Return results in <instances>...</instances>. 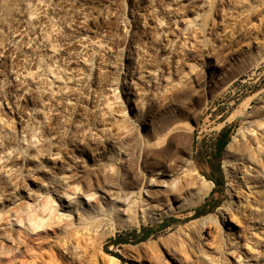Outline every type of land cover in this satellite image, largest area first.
<instances>
[{
    "label": "bare ground",
    "instance_id": "6f19581e",
    "mask_svg": "<svg viewBox=\"0 0 264 264\" xmlns=\"http://www.w3.org/2000/svg\"><path fill=\"white\" fill-rule=\"evenodd\" d=\"M206 1L146 0L144 5L141 2L143 11L132 9L128 13L122 0H0V104L6 101L1 87L7 80L20 92L18 96H27L32 112H41L44 106L53 110V125L59 137L66 139L68 132L84 135L95 131L93 139L88 134L82 138L81 134V141L73 140L68 151L62 150L58 142L53 143L57 150L46 155L37 147L49 138L37 131L49 118L44 114L35 124L37 128L31 129L30 138L22 140V153L33 159V167L44 165V159L48 161V166L38 167L47 168L49 177L36 186L48 182L50 189L40 188L46 197L39 207H26L25 220L17 218L16 223H27L28 227L24 224L23 228L38 237L36 241L28 242L20 229H0V243H5L0 245V264H117L119 260L106 252L102 254L108 262L98 255V263V258L92 256L100 251L108 235L176 217L210 194L214 184L198 173L190 157L179 164L173 153V135L180 129L178 123L189 110L195 89L223 75L228 63L223 56L237 51L231 48L215 52L202 46L204 31L209 29L200 14ZM220 7L215 9L218 21L210 23L211 27H219L214 31L216 35L226 33L230 21L224 7ZM258 22L263 26L262 19ZM240 34L247 38L246 45L251 44L250 40L255 44L254 51L260 57L264 38L258 41L257 35L247 30ZM237 56L233 54L230 59L244 57ZM203 57L206 74L200 77L202 74L196 71ZM6 71L8 76L2 77ZM256 104L259 106L254 114H248L250 118L225 148L224 164L230 181L227 201L216 215L195 219L158 241L118 249L126 261L264 264V99ZM7 109L12 114L11 107ZM23 115H16L17 125L20 136L26 137L23 133L29 118ZM2 120L6 119L0 117V180L13 188L17 177L13 181L12 175L23 164L20 155L12 157L13 136ZM139 126L144 134L136 137L132 133ZM15 136H19L16 130ZM25 170L31 175L30 168ZM57 190L59 200L61 195L68 203V211L60 210L57 200L48 194ZM41 194H36L35 201ZM11 214L16 212L12 210ZM43 237H50L54 244L47 252L32 254L35 251L31 245Z\"/></svg>",
    "mask_w": 264,
    "mask_h": 264
},
{
    "label": "rangeland",
    "instance_id": "374dc122",
    "mask_svg": "<svg viewBox=\"0 0 264 264\" xmlns=\"http://www.w3.org/2000/svg\"><path fill=\"white\" fill-rule=\"evenodd\" d=\"M104 1L105 0H102L103 3H104ZM109 1H111V0H109ZM145 1L146 0H138V1L137 0L136 1L135 0H126V1L122 0V4L124 5L126 12L129 13L132 9H136L138 11H141V10L143 11L144 10L143 5H144ZM212 1L213 0H207L205 3H206V6L209 5V8H208V6L207 7L205 6L204 8H202L204 11L203 10L200 11V14L202 15L201 18L203 19V17H205L203 20L202 19L201 20L203 22L207 21L208 23H207L206 28L207 27L209 28L208 31H207V29H205V31H204V38L202 40V46L203 47L205 46L204 47V49L206 48L205 50L212 51V49H213V51H215V52H218V51L221 52L222 50H225V49L227 50V49H231V48L233 50H237V51H235L234 53H232V52L229 53L227 55L229 57H227L226 54L223 56L225 59L227 58L226 63L228 62L227 65L225 64V67L223 68V75L221 73V74H218L217 76L213 77L210 80V83H208L209 86L208 85L207 86L206 85L201 86L198 88L199 91H198V89H195L197 91L195 93V97L193 98L194 101L192 100L189 103V105H188L189 110L185 111V113L183 114V116L181 117V119L179 121L181 123H178L180 125V129L173 135L175 137L173 153H176L175 155L177 157L179 164H182L183 162L186 161V159L188 160L190 157L194 168L198 171V173L201 176H203L208 181L212 182L214 184V187L212 188L210 194L204 199V201L202 200V202H200L198 205H196L192 208H190V207L186 208L183 212L179 213V215H177L176 217L174 216V217L165 218L161 223H156V224L148 223L146 225H141L138 228L126 229V230H122V231L117 230V231L113 232L112 235H110V236L108 235L107 239H105L103 241V244H102L100 251L92 254L93 257L95 256L98 258V259H96L94 257L98 261V263L100 261L99 257H104V255L102 253L106 252V254H108V255H110L109 253L116 254L122 258V261H119L117 264H133V263L126 261V259L122 256V254L120 252H118L117 250L118 249L121 250L122 248H125V247H127L128 249H132L133 247L140 245L141 243L158 241V239H161L162 237L165 238V237L169 236L170 234L174 233L175 231H177L179 228L189 224L191 221H193L195 219H198L200 217L207 216V215H216L217 209L227 201V194L226 193H227L228 184L230 181V178L227 174L226 167L224 164V161H225L224 152H225V148L227 145L223 149L220 157L217 158L216 157V144L220 139V133L223 129H225L226 133L228 134L229 141H230V139L234 135V133L241 126L244 125L245 119L250 118V117H247L248 114L250 116H252L254 114L255 110L259 106L256 104V103H258V100L260 98L264 99V53L261 52V50L264 49L263 48L264 46H262V49L259 51V53L262 54L259 57L256 55V51H254L255 44H253V42L250 40L249 43H251V44L248 45V43H247V45H246L247 38L246 37L242 38L241 34H240L244 30H247L250 33H252L253 35H257L258 41L262 40L264 38V28H263L264 24H263V26H260L258 24L259 19L260 20L262 19L264 21V19H263L264 18V6H263L264 1L263 0H222V1L221 0H214L213 2ZM218 1H219V3H218ZM131 2H132V4H131ZM133 2H135V3H133ZM141 2L143 3V5H141ZM160 2H162V0L161 1L159 0V3ZM207 2H209V3H207ZM217 3L220 4V6H222V7H220ZM221 3H223V4H221ZM262 3H263V5H262ZM141 6H142V8H141ZM217 7L218 8L224 7L223 9H225L227 12V17H228L227 21L230 20V21H228L229 23L227 22L226 33H222L220 35H219V33H218V35H216V33L214 32V31L219 30V27L217 25L214 26L215 28L210 26L211 22L216 23L218 21L217 20L218 17L216 19V10H215V9H217ZM205 9L207 11H205ZM231 12H232V14H231ZM245 14L246 15L249 14V15L245 16L246 17L245 18L244 17ZM250 14H251V16H250ZM236 15H237V17H235ZM207 16H208V18H207ZM249 16H250V18H249ZM212 18H214V19H212ZM230 18H232V19H230ZM233 18H234V20H233ZM238 18H240V19H238ZM248 18H249V20H247ZM241 19L244 20L245 22L242 21ZM238 20L240 22H238ZM234 23L236 25H234ZM244 23H246V24L244 25ZM247 24H249V25H247ZM229 26L231 29L229 28ZM233 26H235V27H233ZM247 26H248V28H246ZM228 29H229V31H228ZM235 29H237V30L233 31ZM210 30H211V32H210ZM240 30H241V32H239ZM209 32H210V34H209ZM229 32L233 34V35L231 34V36H230L231 39L233 38L232 41H230L231 39L229 37V35H230ZM211 33H212V35H211ZM237 35H239V36H237ZM227 36L229 38H227ZM207 37H209L210 39L209 38L206 39ZM227 39L229 40V42L227 41ZM208 41H210L211 43ZM205 42H206V44H204ZM263 42H264V39H263ZM262 44H264V43H262ZM251 50H252V52H251ZM151 51H153L155 53L154 50H151ZM233 54L236 56L238 54L240 55L237 57H242V55L244 57L241 58L242 60L240 58H238L239 61L237 60L238 61L237 62L236 60L230 59V58H233ZM258 55H260V54H258ZM240 60H241V62H240ZM205 62H206V60L203 57L202 60L198 61V64H200V66L198 68L200 70L196 68L198 70V71H196V69H195L197 75H199L198 73H200V75L202 74V76L199 75L200 77H203V75L205 76V74H206V69L202 65ZM224 73H225V75H224ZM1 76L7 77L8 76L7 71L2 72ZM42 77L45 78L44 76H42ZM42 77H40V81L44 82L45 80H42ZM52 80H53V78L50 79V81H52ZM3 81L5 82V80H3ZM187 82H189V81H187ZM47 83H49V82H47ZM12 85H14V84H12V82H10V84H9V81L6 80L5 84L2 85V87H1L2 92H4V94H5V97H6L5 100L6 101L3 102V100H2V102L0 104V117H3L4 119H6V120H2L4 124L6 123V125H4L5 129L10 130L12 133L11 136H13V137H11V138H13V140H11L10 146H13L12 148L15 149L16 148L15 146L17 145V150L20 149L19 151L13 149L11 151L13 153L12 157H16V156L20 155L21 157H19V159L21 160V163L23 165L21 164L22 165V168L20 167L21 170L18 168L17 173L12 175V177L15 176L13 179L10 176V178L13 181L17 177L15 179V180H17L15 183H17V184L16 185L13 184L15 188L14 187L12 188V186H9V185H5L3 183V181L0 180V182H1L0 184H2L0 186L3 187V188H0V192H1V190H4L5 187H6L5 189H7V190H4V192L2 191L3 193L1 192V197H0L1 198L0 199V214H1L0 215V229H4V230L6 229L7 231H10V229L8 227H11L13 230L20 229L21 231H23V234L27 237V241L29 242V240L36 241L35 238H38V237L31 235V233L29 234V231L28 232L25 231V228H23L24 227L23 225L25 224L26 225L25 227H28L27 223L22 222V225L19 223H16L19 220L17 218L20 217V219L25 220L27 208L29 206H31V208H33V210H36V208L39 207V204L46 197V194H44V190H45L44 187L50 189V186L48 185V182L46 184L44 183V186L43 185L38 186V187L36 186L37 183L41 182V180L46 181V179L49 177L48 176L49 173L47 172L48 169L47 168H44L43 170L40 169V168H42V167H40V168L38 167L40 164L34 165V167H37V169L33 167V164H32L33 159L26 158L27 157L26 154L22 153L23 152V150H22L23 146H21V145H23L22 140L30 138V136H31L30 134L33 131V129L37 128V125H35V124L37 123L38 119H40V116H42V115L44 116V114H45L44 117H46V118L49 117L50 119L47 118V121L45 119L43 126L41 128H40V126H38L39 129L37 130L40 134H43L44 136H49V138L44 140L42 143L40 142L37 145L38 149H43V154H46V155L52 154V152L57 150V147L53 144L56 142H58V145L61 146L62 150L68 151L70 148V145H71L70 143L73 140H76L77 138H79L77 140L81 141L80 139L85 138L84 136L87 134L89 135V139H91V137L93 139V137H94L93 135H94L95 131L88 132L87 134L85 133L84 135L80 131L76 132V134H75V132H73V133L68 132V136L70 135L69 139H68V136L66 137V139H65V137H61V136L59 137L58 136L59 130H57L56 129L57 127H55L53 125V119H54L53 110H51V108H49V106H44L45 109L43 108L41 110V112L39 111L40 113L39 112H32L31 110L33 107L31 104L27 103V100H26L27 96L26 95H23L22 97L18 96L20 94V92H17L16 89L14 88V86L12 87ZM192 87H193V85H192ZM196 94L198 96H196ZM119 95H120V93H119ZM6 103L8 104V106H6L7 105ZM83 105L84 104H82L83 108L84 107L87 108V106H85V105L83 106ZM10 107L12 109L11 110L12 114H9L8 109H7ZM14 107L17 110L14 109L15 110L14 111L13 110ZM101 107H102V105L100 106V108L99 107L98 108L101 110L102 109ZM28 109H30V111ZM87 109L90 110V107L88 106ZM25 110H28V112L30 114ZM16 112H17V114H16ZM19 112L24 114L23 116H25L28 113V116L26 115L29 118L27 121L28 126L25 127V131L23 133V135H25V136H26V133H27V136L30 135L28 137L27 136L26 137L20 136L21 133H20L19 127L17 125L19 121H18V118L16 116V115L20 114ZM31 114H32V118H31ZM9 117H11L10 119H12L13 121L11 120L8 123L7 121H9ZM51 117H53V118H51ZM33 118H35V119H33ZM32 121H35V122H32ZM47 125H48V128H47ZM50 127L51 128L53 127V130L55 129L54 131L57 133H54ZM42 128H43V130H42ZM49 128L51 130H49ZM3 129L4 128H2L1 130H3ZM31 129H32V131H31ZM15 130H16V135L18 136V134H19L18 137L21 138V140H19V138L15 136ZM44 131L46 133H44ZM138 131L136 129H134L132 134H135L134 136L137 135L136 137H138V134L139 135L144 134V128L142 126H139ZM78 133L80 134L79 136H78ZM71 134H73V135H71ZM81 134L83 135V137ZM52 135H54V137H52ZM75 135H76V137H75ZM80 136L82 138H80ZM55 137H57L58 139L57 138L54 139ZM86 137L88 140V136H86ZM59 139H61V140H59ZM58 140L60 141V143H62L64 141V145H63V143L60 144ZM12 141L17 142L16 145H14V144L12 145V143H14ZM96 141H98V140L96 139ZM20 143H21V145H20ZM24 143L26 144V142H24ZM32 151H34V150H30V151L28 150V152H32ZM179 156H180V158H179ZM23 159L25 160V162H22ZM39 160L43 161V158L42 159L40 158ZM47 162L48 161L44 159V165H40V166H45V167H46V165L48 166ZM28 168H30L31 175H29V174L26 175L27 170H25V169H28ZM19 172H20V174H18ZM8 188L9 189L11 188V189L9 190ZM40 188H43L44 190L40 189ZM13 190H15V192ZM29 191H31V192H29ZM13 192H14V194H13ZM41 192H43V194H41L39 199L37 201H35L36 194L41 193ZM58 192H59V190H57L56 192H52V191L50 192L49 191L48 194H51L50 196L52 199L54 198V200H57L58 205L61 206L60 210L68 211V209L66 208L68 206V203H66L63 196H62L63 197V199H62L61 195H60V200H59ZM12 199H14V200H12ZM71 203L69 205H71ZM72 204L75 205L74 201ZM84 205L87 206V203H85ZM59 206H58V208H59ZM12 210L16 212V215L15 214L9 215L10 211H12ZM195 212H197V213H195ZM65 213H67V212H65ZM142 234H144V236L141 238ZM29 235H30V239H28ZM118 237L128 238L127 243L126 244H120L118 246L113 245V241L115 239H117ZM51 240L52 239L50 237H48V238L43 237L42 239H40V241H37L36 244L31 245V246H33V250L35 252L33 253L32 251H30V253L28 254L29 256L27 255V259L30 260L31 252H32V254H36V253L39 254V252H42V253L45 252L44 250H46V252L49 251L48 249L52 247V244H54V243H52L53 240L52 241ZM1 244L5 245L4 242L0 243V245ZM36 245H37V247H36ZM47 245H49L50 247H48ZM150 252L151 251H149L147 254H149ZM142 254L140 253L141 257L144 256V254H143V256H142ZM45 255H47V253H44V256ZM98 255H100V256L98 257ZM141 257H139V258H141ZM32 259H33V257H32ZM104 260L106 261L107 259L105 258ZM106 262H108V261H106Z\"/></svg>",
    "mask_w": 264,
    "mask_h": 264
},
{
    "label": "trees",
    "instance_id": "16d2710c",
    "mask_svg": "<svg viewBox=\"0 0 264 264\" xmlns=\"http://www.w3.org/2000/svg\"><path fill=\"white\" fill-rule=\"evenodd\" d=\"M229 142V136L226 133L225 129H223L220 133V139L216 144V157L219 158L223 149L225 148V146L227 145V143ZM197 213V212H195ZM144 236V234H142L141 238ZM128 241V238H122V237H118L117 239H115L113 241V245L118 246L120 244H126ZM112 257H115L116 259H118L119 261H122V258L116 254H111Z\"/></svg>",
    "mask_w": 264,
    "mask_h": 264
}]
</instances>
